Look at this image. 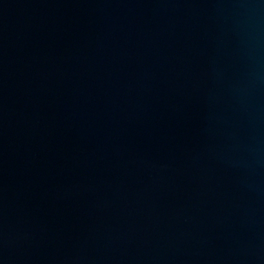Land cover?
<instances>
[{
  "label": "water",
  "instance_id": "water-1",
  "mask_svg": "<svg viewBox=\"0 0 264 264\" xmlns=\"http://www.w3.org/2000/svg\"><path fill=\"white\" fill-rule=\"evenodd\" d=\"M0 264H264V0H0Z\"/></svg>",
  "mask_w": 264,
  "mask_h": 264
}]
</instances>
